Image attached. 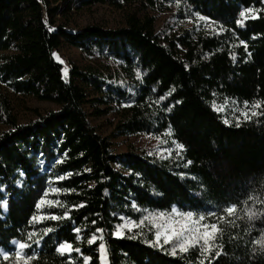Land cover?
<instances>
[{
    "label": "trees",
    "instance_id": "obj_1",
    "mask_svg": "<svg viewBox=\"0 0 264 264\" xmlns=\"http://www.w3.org/2000/svg\"><path fill=\"white\" fill-rule=\"evenodd\" d=\"M95 5L126 11L124 25L70 26ZM147 9H172L189 27L159 36L139 16ZM61 46L111 62L115 75L74 66L65 79L52 57ZM0 86L56 107L18 123L0 92V249L10 254L0 264H16L15 241L30 245L27 264H101V243L108 264H264L260 0H0ZM88 104L106 106L97 117L119 111L111 136L90 124ZM140 134L164 141L168 156L113 154L111 137ZM188 212L213 233L207 245L155 241L162 218ZM120 217L134 227L115 237Z\"/></svg>",
    "mask_w": 264,
    "mask_h": 264
},
{
    "label": "rangeland",
    "instance_id": "obj_2",
    "mask_svg": "<svg viewBox=\"0 0 264 264\" xmlns=\"http://www.w3.org/2000/svg\"><path fill=\"white\" fill-rule=\"evenodd\" d=\"M264 5V0H260ZM126 11L116 10L112 7L106 5H95L91 8H85L76 14L73 15L71 19L70 26H84L86 24H99L106 28H119L124 25V20L126 16ZM150 16L153 17L154 22V31L159 36H164L167 34H171L185 27H189V21H181L180 19L174 16V12L172 9L161 12L159 9H147L144 10L139 16ZM55 54V55H53ZM52 57L55 62L60 64L62 68V75L65 79H67L69 75V71L72 67L84 68L87 66H94L105 74H111L114 76V65L111 62H105L97 59L95 56L91 59L81 53L78 49L68 46H61L57 50L52 53ZM59 57V59H57ZM0 92L6 93L11 101L13 112L17 118L18 123H25L29 120L35 118V113L43 114L48 110H54L56 107L48 102L38 101L31 97H22L19 95L12 94L9 90H6L4 86H0ZM90 98H95L96 95L94 92L89 93ZM105 105H97V104H88L84 107L85 112L88 114V121L92 126L95 127L97 132L103 137H109L113 133L114 126L118 122L119 119V111L112 110L108 114L103 115L101 117H97L92 115L93 108H99L103 110ZM216 111L222 112L215 108ZM6 130V127L0 124V132ZM110 142L112 143V152L114 155L121 154L125 152L130 147L137 148L138 150L144 151L147 156H156V157H167L169 150L166 148L164 141H161L158 138L140 134L135 136H127V137H111ZM114 169L120 170L123 172L117 165H113ZM176 215V214H175ZM173 218H162L161 224L164 220L169 221V227H171V220ZM191 221L192 218H187ZM179 220V219H177ZM125 225L120 231L123 234L124 230L133 229V224L131 221L123 219L122 223ZM160 224V225H161ZM176 228H179L180 225L176 224ZM116 232V231H115ZM161 235L158 238L155 235V241L160 243H165V237L163 235L164 229L161 228ZM115 237H121L114 234ZM170 241V239L168 240ZM66 249L63 252H67ZM99 251V257L101 262V252ZM105 264L107 263V257L105 252Z\"/></svg>",
    "mask_w": 264,
    "mask_h": 264
},
{
    "label": "snow or ice",
    "instance_id": "obj_3",
    "mask_svg": "<svg viewBox=\"0 0 264 264\" xmlns=\"http://www.w3.org/2000/svg\"><path fill=\"white\" fill-rule=\"evenodd\" d=\"M251 11H252L251 9H244V10L240 11L239 17L241 19H238L236 21V23L238 25L242 26L243 20L246 18V13H249ZM197 16H199V13H197ZM200 19L207 20L208 18L207 17H200ZM240 43L244 44L245 49L247 50V45L245 44V42L241 40ZM53 55H55V54H53ZM57 59H59V57H57ZM233 59H235V54H233ZM163 99H164V97L161 96L160 100H163ZM59 178L62 179L63 177H59ZM52 191L58 192L59 189H52ZM105 192L107 193V190H105ZM44 202L45 201L42 199L40 202H38L36 204V207L40 208ZM7 206H8L7 201H0V207L7 208ZM234 207L235 206H233L232 208H228L227 211L229 213H231L233 211ZM172 212L174 214L177 212L175 207H173ZM67 215H68V213H65V216H67ZM184 215H185V217L190 218L192 216V213L188 212ZM36 219H38V217H36V216L32 217V220H36ZM53 219H55V217H53ZM120 219L123 220L124 217H120ZM32 220H30L29 223H31ZM93 223H95V221H93ZM176 224H179L180 227L176 228L175 227ZM124 226L125 225H123V224H117L115 226L116 232L114 234L117 236H121L122 232L120 230ZM159 227L164 229L163 235L165 237V243H167L169 239L175 238L176 246L179 247L181 251H185L186 247L188 246L189 243L195 244L199 240L203 239L205 245H207L208 241L213 238V233L207 231L208 226H205L204 229L202 230L201 226L197 222L191 221V220L186 219V218H182L179 220L172 219L171 220V227H169V221L164 220L163 223ZM210 227H212V229L215 230V225H212ZM75 230L77 232H79V229H75ZM47 231H49V230L45 229V232H47ZM96 231L100 232L101 229H97ZM156 235L159 238L161 235V232L157 231ZM29 238H31V234H30ZM80 238L81 237L79 235L76 236L77 240H79ZM95 239H96V237L93 236L92 239L89 241V243H91ZM101 239H102V237H101ZM36 243H39V240H37ZM14 247H15L14 256H15L16 264H20L21 260H23L25 262V264H27V261H29L33 258L32 256H27L23 252V249H25L26 247H30V245H28L24 242H21V241H15ZM69 248H70V246L68 244L62 243L59 245L57 251L63 253V251H65L66 249H69ZM99 250L101 252V264H105V245L103 243H101L99 245ZM76 251L79 252V249H76ZM9 255L10 254L7 251L0 249V256H2L4 260H8ZM217 255H219V253H217ZM89 259H90L89 257H84V264H88Z\"/></svg>",
    "mask_w": 264,
    "mask_h": 264
}]
</instances>
